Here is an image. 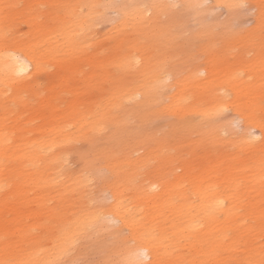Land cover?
Instances as JSON below:
<instances>
[{
    "label": "bare ground",
    "instance_id": "obj_1",
    "mask_svg": "<svg viewBox=\"0 0 264 264\" xmlns=\"http://www.w3.org/2000/svg\"><path fill=\"white\" fill-rule=\"evenodd\" d=\"M181 1L198 21L194 35L209 27L206 0ZM148 2L119 5L118 26L132 22L136 41L114 63H94L111 85L90 92L71 87V79L73 58L96 22L94 0L85 11L66 7L58 31L47 29L29 45L7 38L0 6V264H82L94 252L95 264H264V124L251 111L258 104L234 106L242 139L225 136L235 133L223 111L237 102L241 79L207 67L206 79L194 82L210 90L208 101L187 107L184 80L169 83L142 41L139 8ZM166 7L177 32L188 14L174 19L173 4ZM111 64L117 74H109ZM252 66L260 71L256 94L264 63ZM164 112L174 117L167 135H200L184 142L190 151L169 141L152 145ZM197 147L206 151L194 162L186 155ZM70 159L82 166L70 171Z\"/></svg>",
    "mask_w": 264,
    "mask_h": 264
},
{
    "label": "rangeland",
    "instance_id": "obj_2",
    "mask_svg": "<svg viewBox=\"0 0 264 264\" xmlns=\"http://www.w3.org/2000/svg\"><path fill=\"white\" fill-rule=\"evenodd\" d=\"M87 1L89 0H0L1 14L6 18L4 28L6 36L7 38L16 37L25 45H29V38H33V43L38 35H43L47 29L58 31L61 24L60 19L66 7L75 5L79 12L85 11L84 4ZM94 1L96 22L91 18L92 23L95 22V24L88 32L89 38L85 48L73 58L78 70L71 79V87L82 91L85 88L84 92H90L91 88L96 90L110 86V82L104 81L102 74L101 79L99 78L100 71L94 63L98 64L100 61L114 63L115 59L122 56L136 41L132 22L118 26L120 22L119 5L124 0ZM148 1L146 5L139 8L146 13V21L142 23L144 30L142 41L146 43L155 58L154 61L161 64L162 68L168 72L164 74L165 77H169V83L184 80L181 84L185 86L184 95L187 107L208 101L206 97L211 93L210 90L203 91L196 87L194 82L198 79L201 81L206 79L207 73L204 68L209 67L207 69L219 76L224 75L227 69H231L241 80H239L240 86L236 90V95L233 94L237 102L227 106L223 111L224 118L230 122L228 130L231 128L235 133L223 132L224 135L232 138L233 141L242 139L244 124L241 119L237 120L234 116V106H239L240 110L244 111L248 105L258 104L251 111L257 120L264 124V81H261L262 86L258 93L253 94L251 91L252 85L258 80L256 75L258 70L252 64L262 65L264 63V0H244L245 2L241 4H236L235 0H206L203 5L209 8L205 13V20L209 23V27L196 35L193 29L199 26H196L198 21L193 15L184 12L181 0L175 2L174 0ZM168 3L173 4L174 19L177 12L182 11L185 15L188 14L187 20H183V23L179 22L180 30L178 29L177 32L170 27L174 20L170 23L169 11L164 10H170L166 7ZM177 24L178 21L173 26ZM31 47L39 54L45 55L46 53L45 46L41 44ZM57 50L59 53L60 49ZM107 70L109 74H117L120 71L116 64L108 65ZM132 72L128 71L126 77L133 75ZM174 73L176 76L172 77ZM191 73H193L192 77L186 80ZM110 79L114 80L112 77ZM82 100L85 101L86 98ZM29 112L31 113L30 110ZM173 118L168 112L158 115L154 126L159 131L154 133L152 145H157L158 141L163 143L169 141L170 145L182 146L183 152H188L190 150L184 146V142L189 140L198 142L200 135L193 134L188 137L182 132L167 135ZM224 118H222L223 121H226ZM251 134L255 141L261 140L259 128L252 129ZM84 147L87 148L82 146L83 150H85ZM205 151L204 148L197 147L186 157L189 156L192 159L196 157L194 162H198L203 158L201 155ZM211 154L216 155L215 152ZM80 162L82 163L78 159H70L67 167L73 172L82 166ZM175 172L182 173V169L177 168ZM262 202L264 203V200ZM94 255L95 252L88 256L82 264H95L97 255Z\"/></svg>",
    "mask_w": 264,
    "mask_h": 264
}]
</instances>
